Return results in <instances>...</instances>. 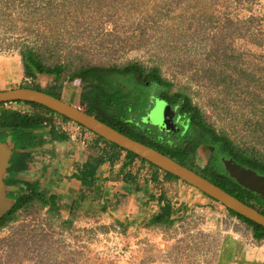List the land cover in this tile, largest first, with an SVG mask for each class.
Instances as JSON below:
<instances>
[{
  "label": "rangeland",
  "instance_id": "374dc122",
  "mask_svg": "<svg viewBox=\"0 0 264 264\" xmlns=\"http://www.w3.org/2000/svg\"><path fill=\"white\" fill-rule=\"evenodd\" d=\"M26 47L63 66L60 86L55 74L25 76ZM131 63L157 68L169 94L190 98L218 134L264 160V0H0V90L26 85L104 108L101 99L131 90L129 76L76 70ZM198 151L190 164L203 170L206 146ZM132 168L150 180L147 163L135 158ZM150 182L173 206L170 221L150 224L126 196L104 211L97 187L79 192L81 204L66 213L56 200H33L0 227V264H220L225 245L236 250L229 264H264V238L221 202L162 173Z\"/></svg>",
  "mask_w": 264,
  "mask_h": 264
},
{
  "label": "trees",
  "instance_id": "16d2710c",
  "mask_svg": "<svg viewBox=\"0 0 264 264\" xmlns=\"http://www.w3.org/2000/svg\"><path fill=\"white\" fill-rule=\"evenodd\" d=\"M22 62L26 77L34 78L36 73H50L56 75L57 86L62 84L60 77L63 66L45 65L35 49L26 47L22 53ZM76 73L83 74L87 77L96 73L129 76V80L133 85L131 90L125 94H111L106 99H101L100 102L104 108L98 109L90 107V109L86 111L125 135L141 141L175 159L177 162L193 169L216 185H219L228 193L234 195L248 205L257 208L264 214V199L247 188H244L235 179L230 177L225 171L221 159L232 158L235 162L245 167L252 168L257 173L263 175L264 160L238 148L228 136L218 134L211 125L204 121L199 108L192 104L190 98L180 93L169 94L167 89L171 84L160 75L157 68L145 69L139 63H131L125 66H85L77 69ZM153 86L156 90L151 93L149 89ZM19 87L29 86L20 85ZM31 88L42 90L61 98L56 92L43 90L37 87ZM153 96L179 104V112L189 118L188 131L186 133L183 135L176 134L167 138L166 135H162L158 129L146 123L144 117L148 112V108L151 106L150 103ZM11 103H24L29 105L31 109L22 110L8 107L7 105ZM56 115L59 114L41 104L31 101L17 100L0 102V143L9 141L14 146L10 166L8 168L9 170L26 166L24 160L26 159L27 153L21 150L30 149L47 142L48 136L57 141H62L67 138L66 132L58 128L54 123V117ZM59 116L65 121H71L65 116ZM94 135V144L91 145L94 153L84 162L83 168L78 171L79 173L74 174L83 185H94L97 168L105 161L113 162L119 159L121 153H125L126 155V159L121 164L120 168L121 175L125 180L131 182L136 180L131 172V168L128 169V167H131L135 158H139L141 162L147 163L153 169L150 181L158 180L159 173H162L163 178L167 180H181L177 176L161 170L156 165L106 140L98 134L94 133ZM99 143H103L104 147H99ZM200 145L206 146V152L208 154L207 162L203 170H197L190 164V157L198 154ZM181 181L187 183L183 180ZM24 185L26 188L30 189V193L24 194L18 191H11L9 193V196L13 198L14 201L8 208L0 213V227L15 220L17 218V212L25 208L28 204L33 202V200H39L43 205H53L55 202V195L50 194L46 196L32 182H25ZM207 196L212 198L209 195ZM152 197H154V195L151 196V199H153ZM157 199L160 205V212L149 220L150 224L170 221L169 217L166 216V211L173 209V206L166 198L164 192H161ZM227 210L232 215L252 226L255 238H264V227L262 225L255 223L229 208H227ZM221 254H223L226 259L219 260L220 264H229L236 255V250L233 246H228Z\"/></svg>",
  "mask_w": 264,
  "mask_h": 264
},
{
  "label": "crops",
  "instance_id": "0c3cea01",
  "mask_svg": "<svg viewBox=\"0 0 264 264\" xmlns=\"http://www.w3.org/2000/svg\"><path fill=\"white\" fill-rule=\"evenodd\" d=\"M65 125L67 129L62 130L67 134L66 139L57 141L48 136L47 142L21 150L27 153L24 160L26 166L23 168L8 169L14 146L9 141L0 143V207L3 211L14 201L9 193L18 191L28 194L24 192L26 188L24 184L32 182L46 196L55 195V200L65 213L69 212L71 206L81 204L79 192L96 187L101 190L96 201L104 211L115 207L118 198L126 196L130 200L128 206H132V203L136 205L138 201L141 210L148 212L149 220L160 212L157 198L161 192L153 188L150 180L134 172L132 168L134 162L128 169L131 168L136 180L131 182L123 179L120 168L126 159L125 153H121L119 159L113 162L105 161L97 168L94 185H83L74 174L79 173L84 162L94 153L91 148L94 138L89 140L88 133L83 126H74L70 122ZM99 147H104V144L99 143ZM152 195H154L153 199H151ZM139 208L138 206V213ZM227 247V245L223 246L222 251Z\"/></svg>",
  "mask_w": 264,
  "mask_h": 264
},
{
  "label": "water",
  "instance_id": "95a60500",
  "mask_svg": "<svg viewBox=\"0 0 264 264\" xmlns=\"http://www.w3.org/2000/svg\"><path fill=\"white\" fill-rule=\"evenodd\" d=\"M17 100L31 101L41 104L53 110L57 114L69 118L106 140L113 142L136 154L140 158L156 165L161 170L177 176L181 180L221 202L230 210L264 227V214L257 208L241 201L234 195L222 189L219 185H216L198 172L177 162L175 159L160 152L159 150L116 130L86 110L72 105L62 98H58L45 91L31 87H16L0 90V102H11ZM151 119L154 123L161 126L164 125L163 127L165 129L170 130L169 118L167 119L164 108L155 109L153 110V114L151 113L144 117L145 121H149ZM221 161L225 171L230 177L235 179L244 188H247L264 199L263 174H259L254 169L245 167L235 162L232 158H222ZM2 211L3 209L0 207V213Z\"/></svg>",
  "mask_w": 264,
  "mask_h": 264
},
{
  "label": "flooded vegetation",
  "instance_id": "af4514ba",
  "mask_svg": "<svg viewBox=\"0 0 264 264\" xmlns=\"http://www.w3.org/2000/svg\"><path fill=\"white\" fill-rule=\"evenodd\" d=\"M150 104L151 106L148 108L146 115L151 113L153 114V110L155 109L164 108L167 119L169 118L170 130H167L163 126L154 123L152 119L146 121V123L158 129L162 135H166L167 138H170V136H174L176 134L183 135L188 131L189 118L179 112L178 103L153 96Z\"/></svg>",
  "mask_w": 264,
  "mask_h": 264
},
{
  "label": "built area",
  "instance_id": "2783aa9c",
  "mask_svg": "<svg viewBox=\"0 0 264 264\" xmlns=\"http://www.w3.org/2000/svg\"><path fill=\"white\" fill-rule=\"evenodd\" d=\"M55 118H56V116H55ZM75 125L74 126H78L79 124L78 123H76V122H74V121H72ZM54 123H55V125H56V121H54ZM62 129H65L66 128V126H62L61 127ZM79 128V127H78ZM67 129V128H66Z\"/></svg>",
  "mask_w": 264,
  "mask_h": 264
},
{
  "label": "clouds",
  "instance_id": "9594fccd",
  "mask_svg": "<svg viewBox=\"0 0 264 264\" xmlns=\"http://www.w3.org/2000/svg\"><path fill=\"white\" fill-rule=\"evenodd\" d=\"M72 121V120H71ZM85 128V127H84Z\"/></svg>",
  "mask_w": 264,
  "mask_h": 264
}]
</instances>
